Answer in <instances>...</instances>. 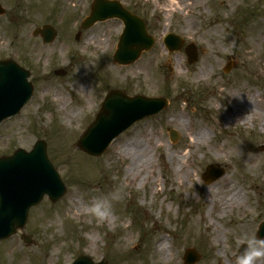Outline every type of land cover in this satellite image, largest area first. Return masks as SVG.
I'll list each match as a JSON object with an SVG mask.
<instances>
[{"label":"rangeland","instance_id":"1","mask_svg":"<svg viewBox=\"0 0 264 264\" xmlns=\"http://www.w3.org/2000/svg\"><path fill=\"white\" fill-rule=\"evenodd\" d=\"M119 1L147 21L156 39L130 66L113 63L121 21L81 28L93 0H0V60L29 70L34 85L30 102L0 126V157L44 140L66 186L59 201L45 197L24 230L0 242V264H72L79 255L107 264H171L156 246L162 238L173 264H185L187 249L198 253L195 264H235L264 220V0H175L191 5L181 13H168V0ZM45 25L58 33L50 45L33 36ZM169 33L195 44L196 63H188L184 48L169 53ZM114 89L170 104L103 155H88L77 142ZM233 112L239 117L229 122ZM170 131L178 133L176 142ZM208 165L226 175L205 183ZM229 188L242 201L222 211ZM94 197L111 203L110 220L90 215Z\"/></svg>","mask_w":264,"mask_h":264},{"label":"water","instance_id":"2","mask_svg":"<svg viewBox=\"0 0 264 264\" xmlns=\"http://www.w3.org/2000/svg\"><path fill=\"white\" fill-rule=\"evenodd\" d=\"M0 5V15L4 14ZM118 18L125 28L117 50L114 63L127 66L135 63L143 51H149L154 39L148 35L145 23L123 8L120 2L110 0H94L91 14L82 23L88 29L97 22ZM34 36H41L45 44L53 43L57 32L52 26L37 28ZM79 38V35L77 36ZM165 43L170 50H179L182 40L168 35ZM192 47L188 51L190 63L197 61ZM61 75L65 72L60 71ZM29 71L21 68L11 60L0 61V124L20 113L31 99L33 85L28 82ZM168 106V101L161 98L143 96L129 97L115 90L110 92L102 103L95 121L89 126L77 146L92 156H101L110 144L136 122L152 115H157ZM174 142L178 133L171 131ZM225 175L219 166L209 165L203 179L211 183ZM66 193V187L59 173L54 168L47 154V144L38 140L28 152L17 149L13 155L0 158V241L10 238L18 230H24L32 207L39 205L48 195L52 202H57ZM259 237H264V222L260 225ZM24 239L28 242L27 237ZM244 246L241 247L240 252ZM198 256L188 250L186 264L197 262ZM72 264H107L106 261L95 263L89 256H79Z\"/></svg>","mask_w":264,"mask_h":264},{"label":"clouds","instance_id":"3","mask_svg":"<svg viewBox=\"0 0 264 264\" xmlns=\"http://www.w3.org/2000/svg\"><path fill=\"white\" fill-rule=\"evenodd\" d=\"M88 212L97 222L110 220L113 215L111 203L101 197H94L88 206ZM240 254L236 257L235 264H258L261 258H264V237H250L244 241Z\"/></svg>","mask_w":264,"mask_h":264},{"label":"bare ground","instance_id":"4","mask_svg":"<svg viewBox=\"0 0 264 264\" xmlns=\"http://www.w3.org/2000/svg\"><path fill=\"white\" fill-rule=\"evenodd\" d=\"M189 6H191L190 4H186V3H180V2H177L175 0H168L167 2V5H166V10L168 11V13H181L183 12L185 9L189 8ZM217 27H214L213 28V31L216 30ZM261 34V33H260ZM259 34V35H260ZM261 36V35H260ZM258 39V38H257ZM259 40V39H258ZM63 101H65L64 99H62ZM241 102V99H238L237 100V103H240ZM235 116H238V113L237 112H233L232 115L229 116L228 118V121H234V118ZM239 117V116H238ZM203 133L201 131H197L196 133V136L194 139L196 140H200L202 137H203ZM192 165H194L195 167H198L197 164L195 163H192ZM185 166V163H181V167H184ZM152 166H150V169H151ZM187 174L189 175V172H187ZM135 178V177H133ZM232 191V188H229L228 189V192ZM241 193L239 191H234V192H230L228 195H227V198L225 199L224 203H223V206H222V211L224 210H227L229 207L233 206V205H236L238 204L241 200ZM193 224L196 226V225H199L201 223V218L200 217H196L193 219ZM158 250L160 253H163V254H166V259H168V262H170L171 264H173V261H172V258H173V254L170 250V243L169 241H167V239L165 238H162L161 241H157V244H156ZM181 247V244L180 243H176L173 248L178 250L180 249ZM174 264H178L177 262H175Z\"/></svg>","mask_w":264,"mask_h":264}]
</instances>
